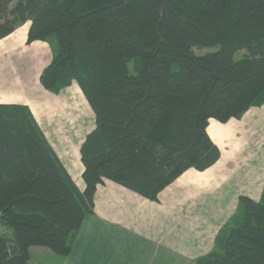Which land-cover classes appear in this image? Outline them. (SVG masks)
Instances as JSON below:
<instances>
[{"label":"trees","instance_id":"1","mask_svg":"<svg viewBox=\"0 0 264 264\" xmlns=\"http://www.w3.org/2000/svg\"><path fill=\"white\" fill-rule=\"evenodd\" d=\"M26 24L28 44L53 47L40 84L59 95L76 83L95 128L80 189L29 107L0 105V225L13 233L0 236V264H28L35 247L67 258L99 186L157 202L220 160L211 120L264 105V0H0V40ZM194 264H264V187L258 201L239 198Z\"/></svg>","mask_w":264,"mask_h":264},{"label":"crops","instance_id":"2","mask_svg":"<svg viewBox=\"0 0 264 264\" xmlns=\"http://www.w3.org/2000/svg\"><path fill=\"white\" fill-rule=\"evenodd\" d=\"M28 31L26 24L0 40V105L29 107L83 189L80 148L89 132H83L79 117L81 111L89 115L91 109L76 83L59 95L42 87L40 75L53 59V47L41 41L28 44ZM69 91L73 95L66 98ZM207 131L221 152L215 166L205 172L188 170L157 202L106 181L97 189L94 214L76 237L70 255L62 259L48 251L35 252L39 259L45 256L40 263L194 264L211 253L239 198L261 197L264 144L258 145L264 143V105L252 108L241 120L226 124L211 120ZM76 136L81 140L76 142Z\"/></svg>","mask_w":264,"mask_h":264},{"label":"rangeland","instance_id":"3","mask_svg":"<svg viewBox=\"0 0 264 264\" xmlns=\"http://www.w3.org/2000/svg\"><path fill=\"white\" fill-rule=\"evenodd\" d=\"M195 51V53L196 54H198V55H202V54H205V53H207V52H209L210 51V49H204V50H199V49H195L194 50ZM243 54V53H242ZM241 55V54H240ZM240 58V56L239 55H236V59H239ZM130 70L131 71H133V66L132 65H130ZM70 92H72V91H69V92H67V93H65L66 95H68L66 98H69V97H71L73 94H71ZM65 95V96H66ZM79 119H80V121L82 122V126H81V129L84 131V130H86L87 132H91L94 128H95V116H94V114H93V112L92 111H90V113H89V115H87L86 113H83V111H81V114H80V117H79ZM76 142H78V141H80L81 139L79 138V136H76ZM263 142L262 143H260L259 145H258V147H263ZM260 153H257L256 155H255V158H256V160L258 161L259 160V155ZM260 166V165H259ZM261 170H263L264 171V167H262V169ZM258 175H259V172L258 171H256V177H255V181L254 182H256V180L258 179L257 177H258ZM236 211H237V209H236ZM236 211L234 212V214H233V216L236 214ZM233 216L231 217V219L230 220H232V218H233ZM229 220V221H230ZM228 221V222H229ZM227 222V223H228ZM10 235H13V233H12V231L11 230H9L8 228H5V227H3V226H1L0 225V236H10ZM39 251H48V250H45V249H43V248H39V247H35V248H32V250H31V259H30V262H29V264H39L40 262H42V261H39V260H44V258H45V256H43L42 258H38L36 255H35V252H39ZM48 253H51V252H49L48 251ZM50 255H53L54 257H56V255L55 254H50ZM45 260H48V259H45Z\"/></svg>","mask_w":264,"mask_h":264},{"label":"bare ground","instance_id":"4","mask_svg":"<svg viewBox=\"0 0 264 264\" xmlns=\"http://www.w3.org/2000/svg\"><path fill=\"white\" fill-rule=\"evenodd\" d=\"M84 132V131H83ZM82 134V133H81ZM82 136V135H81Z\"/></svg>","mask_w":264,"mask_h":264}]
</instances>
